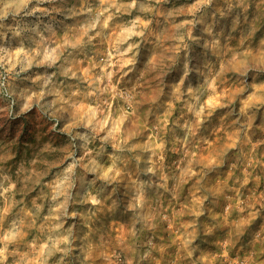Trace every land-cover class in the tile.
I'll return each mask as SVG.
<instances>
[{"label":"clouds","instance_id":"obj_1","mask_svg":"<svg viewBox=\"0 0 264 264\" xmlns=\"http://www.w3.org/2000/svg\"><path fill=\"white\" fill-rule=\"evenodd\" d=\"M0 264H264V0H0Z\"/></svg>","mask_w":264,"mask_h":264}]
</instances>
